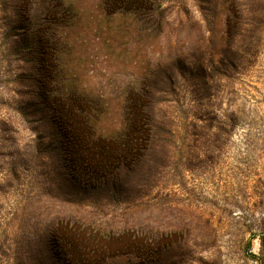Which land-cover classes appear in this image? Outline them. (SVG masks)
<instances>
[{"label": "rangeland", "instance_id": "rangeland-1", "mask_svg": "<svg viewBox=\"0 0 264 264\" xmlns=\"http://www.w3.org/2000/svg\"><path fill=\"white\" fill-rule=\"evenodd\" d=\"M73 1L83 4L74 12L84 44L70 58L83 83L71 93L102 122L122 123L127 98L146 87L163 139L143 163L122 167L121 181L73 177L67 166L51 173L17 106V79L27 84L31 72L9 54L21 0H0V264H48L37 248L52 219L112 256L108 264L135 259L144 236L161 242L146 264H264V0L240 1L230 33L226 0H174L164 28L140 33L129 12L112 17L102 0Z\"/></svg>", "mask_w": 264, "mask_h": 264}, {"label": "trees", "instance_id": "trees-1", "mask_svg": "<svg viewBox=\"0 0 264 264\" xmlns=\"http://www.w3.org/2000/svg\"><path fill=\"white\" fill-rule=\"evenodd\" d=\"M173 1L102 0V4L112 17H121L124 12H129L135 22L132 27L136 33H140L150 25L164 28L171 17ZM240 1L226 0L225 33H230L231 13H242ZM45 2L21 0L13 26L15 33L12 36H9L11 32L7 33L12 40L9 54L15 55L19 62L26 65L24 71H31L27 84L21 78L17 79L19 85H25L16 103L19 115L24 121H31L30 130L34 135L32 141L36 143L37 155L47 161L51 173H62V167L67 166L71 172L69 175L73 173L97 181L112 177L115 181H121V168L132 170L143 163L141 158L148 149L155 148L163 139L157 136V105L148 88L143 87L140 93L127 98L130 112H125L127 118L122 123L114 119L102 122L100 115L93 116L91 110H94V105L89 99L71 93L72 89L78 91L83 86L73 78L76 70L70 61L74 50H79V46L84 44L82 38L77 37L84 27L82 19L74 12L75 7L82 8L83 4L73 0H57L55 4L48 2L45 6ZM201 15L207 24V31H210L208 22L211 17ZM79 60L83 65L82 57ZM214 63L211 67L203 65L209 82L213 77ZM102 130H119L120 133L113 137L105 132L102 134ZM15 173V170H11L10 176ZM66 183L69 184L68 181ZM42 229L40 237L44 248L38 247L37 251L41 252L48 264H61V259L73 264L111 262L112 256L107 258V254L98 251L92 242L75 240L79 233L69 224L52 219ZM149 242V238L144 236L141 243L133 246L135 259L127 257V263L146 264L151 256L158 255L161 242H155L153 247L156 249ZM261 243V258L264 259V237Z\"/></svg>", "mask_w": 264, "mask_h": 264}]
</instances>
